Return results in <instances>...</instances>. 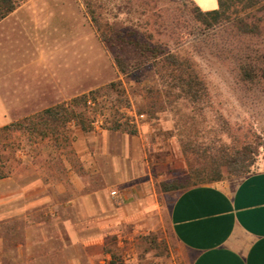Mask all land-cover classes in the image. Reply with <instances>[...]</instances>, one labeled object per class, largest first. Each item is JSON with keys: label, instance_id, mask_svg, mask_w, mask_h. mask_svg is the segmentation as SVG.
<instances>
[{"label": "rangeland", "instance_id": "obj_1", "mask_svg": "<svg viewBox=\"0 0 264 264\" xmlns=\"http://www.w3.org/2000/svg\"><path fill=\"white\" fill-rule=\"evenodd\" d=\"M195 7L190 0H26L0 24V60L14 72L6 81L14 87L12 123L24 121L0 133V158L17 185L38 181V206L27 219H14L12 209L0 206V219L10 218L0 223V264H187L168 236L165 206L172 195L162 185L213 183L210 154L251 129L256 156L248 173L264 167V99L246 100L233 88V65L211 54L207 45L214 38L193 19ZM97 23L107 37L116 31L124 36L104 42ZM131 39L194 63L208 88L203 108L179 97L168 72L155 65L159 60ZM110 83L117 89L106 92ZM98 90L88 108L73 107L76 113L86 110L88 122L94 121L91 131L75 121L57 139L40 126L32 131L38 121L27 119ZM125 119L135 124L136 135L110 130ZM143 165L152 179L147 189L162 193V219L136 228L86 210L83 226L73 229L79 238L74 244L63 225V219L76 218L73 201L85 196L94 207L98 200L92 196L106 190L101 203L110 216L112 205L125 204L116 177ZM220 173V180L242 177L226 168Z\"/></svg>", "mask_w": 264, "mask_h": 264}, {"label": "crops", "instance_id": "obj_2", "mask_svg": "<svg viewBox=\"0 0 264 264\" xmlns=\"http://www.w3.org/2000/svg\"><path fill=\"white\" fill-rule=\"evenodd\" d=\"M190 1L202 11H212L218 7L217 0ZM11 16L5 19L10 20ZM5 19L0 24L6 22ZM7 69L0 60V128L13 122L17 109L12 100L14 87L6 84L8 75L14 72ZM113 163L115 171H118L119 160L114 158ZM143 167V170L137 166L131 167L125 176L116 177L115 186L125 204L121 208L112 205L110 211L113 213L108 217L101 203L102 196H108L106 190L92 196L98 200L94 207L88 205V197L85 196L73 201L76 218L63 219V225L71 233L74 244H78L79 238L73 229L75 227L78 231L79 225L83 226L86 210L90 214L95 210V216L108 218L113 225L127 223L136 228L147 227L151 221L159 222L162 219L160 212L162 210L163 213L164 205L158 202V195L162 193L157 195L147 189L152 179L148 167ZM11 182L12 188L9 186ZM1 186L0 206L4 210L12 209L14 219H27V216H31L30 212L37 209V180L17 185L8 176L0 180ZM163 192L172 195L165 206L164 222L168 236L176 251L186 256L187 264H264V167L242 177ZM9 219L2 217L0 223ZM80 242L85 243L84 236H81Z\"/></svg>", "mask_w": 264, "mask_h": 264}, {"label": "trees", "instance_id": "obj_3", "mask_svg": "<svg viewBox=\"0 0 264 264\" xmlns=\"http://www.w3.org/2000/svg\"><path fill=\"white\" fill-rule=\"evenodd\" d=\"M25 1L0 0V21L12 14ZM217 5V9L212 11H202L195 7L191 15L206 32L212 33L213 43L207 45L211 50V54L231 61L235 72L233 88L243 92V97L246 100L250 98L264 99V0H217ZM96 26L100 30L101 27L98 23ZM123 36L124 34L116 31L114 36L107 37L101 31L102 40L111 44H114V41H119ZM128 43L143 52L151 53L153 59L159 60L157 63L155 61V65L161 64L162 69L164 68V71L170 75L171 88L178 91V96L188 100L192 106L199 110L203 108L206 99L209 97L208 88L204 79L196 72L194 63L183 61L173 53L166 52L163 54L158 48L139 43L138 39H131ZM115 61L119 70L124 72L125 68L122 60L116 58ZM116 89L115 83H110L104 87L106 92ZM98 93L99 90L91 91L72 99L70 102L44 109L40 114L27 119V121L32 123L38 121L37 128L34 129L33 127L32 129L33 132H39L38 126H40L50 131L52 137L56 139L60 135V130H62L61 134L65 135L66 124L71 121H75L83 131H91L94 121L88 122L86 110L76 113L73 107L74 105H82L84 108H88L90 106L88 104L97 101ZM119 93L121 92L119 91ZM23 123L24 121L4 126L0 128V133L9 131L16 126L21 128ZM110 130L120 131L132 136L136 135L135 124L130 123L129 119L117 122L110 127ZM248 131L249 134L245 135L241 141L239 138H235L232 141V146H223L210 154L209 168L214 174L210 182L220 180L222 168L234 172L235 175H247L248 169L253 164L256 156V143H254L251 135L254 132H252V129ZM40 132L42 136L47 134ZM227 133L231 134L230 127L227 129ZM3 163L4 161L0 158V180L9 176ZM187 187L189 186L171 181L164 183L162 190L165 192L180 191Z\"/></svg>", "mask_w": 264, "mask_h": 264}, {"label": "built area", "instance_id": "obj_4", "mask_svg": "<svg viewBox=\"0 0 264 264\" xmlns=\"http://www.w3.org/2000/svg\"><path fill=\"white\" fill-rule=\"evenodd\" d=\"M115 193H116V192L113 191V192L111 193V195H115Z\"/></svg>", "mask_w": 264, "mask_h": 264}]
</instances>
